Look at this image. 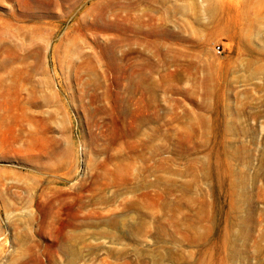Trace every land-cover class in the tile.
Instances as JSON below:
<instances>
[{
  "label": "rangeland",
  "instance_id": "rangeland-1",
  "mask_svg": "<svg viewBox=\"0 0 264 264\" xmlns=\"http://www.w3.org/2000/svg\"><path fill=\"white\" fill-rule=\"evenodd\" d=\"M0 264H264V0H0Z\"/></svg>",
  "mask_w": 264,
  "mask_h": 264
},
{
  "label": "built area",
  "instance_id": "built-area-1",
  "mask_svg": "<svg viewBox=\"0 0 264 264\" xmlns=\"http://www.w3.org/2000/svg\"><path fill=\"white\" fill-rule=\"evenodd\" d=\"M217 48H219V46H217Z\"/></svg>",
  "mask_w": 264,
  "mask_h": 264
}]
</instances>
